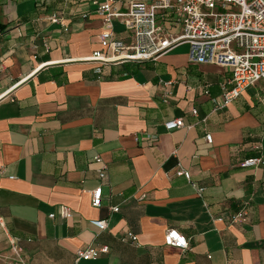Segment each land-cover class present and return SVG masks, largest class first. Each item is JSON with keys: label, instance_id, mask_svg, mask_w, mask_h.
Returning a JSON list of instances; mask_svg holds the SVG:
<instances>
[{"label": "crops", "instance_id": "0c3cea01", "mask_svg": "<svg viewBox=\"0 0 264 264\" xmlns=\"http://www.w3.org/2000/svg\"><path fill=\"white\" fill-rule=\"evenodd\" d=\"M111 28L127 39L118 18ZM102 30L90 0H0V217L26 264H264L261 83L212 110L210 98L229 87L227 67L188 62L186 42L155 60H83ZM174 117L185 126L166 130ZM95 155L106 165L102 179ZM253 156L263 163L239 165ZM241 204L244 219L229 223ZM60 205L69 217H59ZM169 227L185 249L163 244ZM125 230L135 244L119 239ZM101 245L96 259L74 260L75 249ZM11 255L0 227V264H14Z\"/></svg>", "mask_w": 264, "mask_h": 264}, {"label": "built area", "instance_id": "2783aa9c", "mask_svg": "<svg viewBox=\"0 0 264 264\" xmlns=\"http://www.w3.org/2000/svg\"><path fill=\"white\" fill-rule=\"evenodd\" d=\"M114 1L90 0L94 10L101 16L103 30L98 33L100 47L93 49L83 60L98 65L155 60L171 46L186 42L188 62L213 63L229 69V87L223 88L219 96L210 98L212 110L225 107L247 86L257 82L261 83L258 102L264 107V0H122V9L116 7ZM113 18L120 20L127 32V39L114 34L111 28ZM47 19L59 23L66 30L63 18L56 12H50ZM43 46L45 50L48 49L46 41H43ZM95 70L99 71V67ZM168 83H164V98L170 94ZM190 112L196 115L194 108ZM163 126L170 130L185 125L180 117H174L163 121ZM203 139L210 142V133L205 132ZM258 147L254 146L256 149ZM93 160L99 163L96 169L98 179L104 178L106 165L97 155ZM262 163L260 156H253L241 160L239 165L246 167ZM176 174L189 178L187 170L178 169ZM193 186L199 194L202 187ZM100 194V184L90 190L92 207H99ZM117 209V206L109 207L112 212ZM57 213L60 218L70 216L69 210L63 205L58 206ZM246 213L245 205L241 204L228 215L227 221L240 223ZM48 216L52 217L53 214L49 213ZM88 223L98 230H104L107 225L105 219H89ZM0 227L6 234L13 263L26 264L20 253L19 238L5 231L1 217ZM119 239L136 243V235L129 230L123 231ZM163 244L185 249L187 239L169 227L164 231ZM106 250V245L77 248L74 260H94Z\"/></svg>", "mask_w": 264, "mask_h": 264}]
</instances>
